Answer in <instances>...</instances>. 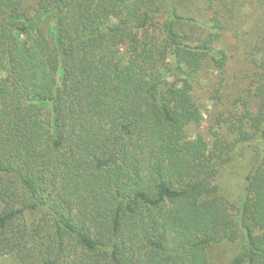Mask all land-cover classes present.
I'll return each mask as SVG.
<instances>
[{"label":"trees","instance_id":"16d2710c","mask_svg":"<svg viewBox=\"0 0 264 264\" xmlns=\"http://www.w3.org/2000/svg\"><path fill=\"white\" fill-rule=\"evenodd\" d=\"M186 21L172 0H0V255L264 264V26L245 38L252 77L233 85L210 142L187 131L202 118L200 67H226L223 27L201 36ZM249 147L257 163L235 203L219 179ZM226 244L235 253L214 262Z\"/></svg>","mask_w":264,"mask_h":264},{"label":"rangeland","instance_id":"374dc122","mask_svg":"<svg viewBox=\"0 0 264 264\" xmlns=\"http://www.w3.org/2000/svg\"><path fill=\"white\" fill-rule=\"evenodd\" d=\"M172 1L176 4L179 13L184 17L194 19V21L179 24L180 29L186 32L205 36L214 31L210 25L215 23L217 19L222 23L223 28L219 30V37L214 39V47L227 54V64L223 71L216 70L209 62L200 67L194 90L202 118L200 121L189 125L187 131L191 136L201 134L211 142L212 132L219 128L217 117L221 112L224 113L230 108L236 88L241 89V84H244L245 91V86L252 77L253 67L247 63L249 60L245 58L248 51L246 49L247 39L245 38L250 36V31L256 20L264 26V6L260 5L257 0H237L239 5L235 13H216L207 8L204 0ZM35 2L36 0H24V5L31 6ZM221 79H223L224 84L219 93L216 92V89ZM234 84H238V86L235 88ZM219 130L220 132L223 131L222 129ZM256 160L257 155L253 149L247 148L240 160L228 167L219 179L221 193L230 201L237 203L241 198L246 176L257 163ZM235 251L236 244H226L210 249V254L214 262L218 255L221 260L227 261ZM0 264L23 263L13 255H0Z\"/></svg>","mask_w":264,"mask_h":264}]
</instances>
